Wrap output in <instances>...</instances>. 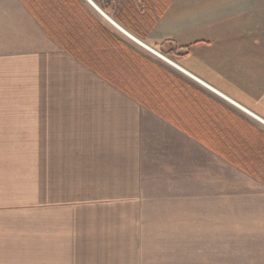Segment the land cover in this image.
<instances>
[{"label":"crops","instance_id":"0c3cea01","mask_svg":"<svg viewBox=\"0 0 264 264\" xmlns=\"http://www.w3.org/2000/svg\"><path fill=\"white\" fill-rule=\"evenodd\" d=\"M235 198L264 203V0H0V264H194Z\"/></svg>","mask_w":264,"mask_h":264},{"label":"rangeland","instance_id":"374dc122","mask_svg":"<svg viewBox=\"0 0 264 264\" xmlns=\"http://www.w3.org/2000/svg\"><path fill=\"white\" fill-rule=\"evenodd\" d=\"M235 199L225 203L224 236L217 244L219 248L210 243L200 249V243L194 242V264L200 260L205 264H264V203Z\"/></svg>","mask_w":264,"mask_h":264},{"label":"bare ground","instance_id":"6f19581e","mask_svg":"<svg viewBox=\"0 0 264 264\" xmlns=\"http://www.w3.org/2000/svg\"><path fill=\"white\" fill-rule=\"evenodd\" d=\"M137 41V40H136Z\"/></svg>","mask_w":264,"mask_h":264}]
</instances>
